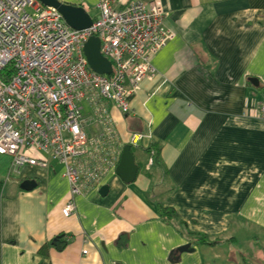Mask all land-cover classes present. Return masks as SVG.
<instances>
[{"label": "crops", "instance_id": "obj_1", "mask_svg": "<svg viewBox=\"0 0 264 264\" xmlns=\"http://www.w3.org/2000/svg\"><path fill=\"white\" fill-rule=\"evenodd\" d=\"M60 1L98 9L96 0ZM159 1L176 36L151 58L156 75L139 84L129 112L89 94L80 102L89 141L78 162L96 160L101 175L76 211L62 214L69 187L49 155L38 157L45 167L0 183V264H247L243 244L264 264V0ZM135 135L145 137L131 145ZM126 145L139 167L130 184L116 173ZM5 166L0 156V173ZM24 181L37 186L23 191ZM160 204L184 230L160 217ZM188 232L226 242L179 252Z\"/></svg>", "mask_w": 264, "mask_h": 264}, {"label": "built area", "instance_id": "obj_2", "mask_svg": "<svg viewBox=\"0 0 264 264\" xmlns=\"http://www.w3.org/2000/svg\"><path fill=\"white\" fill-rule=\"evenodd\" d=\"M96 1L99 17L77 31L38 0H0V156L10 159L0 183L24 166L45 167L39 155L61 161L70 192L65 217L76 211L84 187L101 175L96 160L86 166L78 162L87 155L89 141L80 102L89 94L128 113L139 84L156 75L151 58L176 36L172 12L159 0L125 7L116 0ZM91 37L100 40L112 75L89 69L84 45ZM257 114L264 118V101ZM144 137L135 135L130 144Z\"/></svg>", "mask_w": 264, "mask_h": 264}, {"label": "water", "instance_id": "obj_3", "mask_svg": "<svg viewBox=\"0 0 264 264\" xmlns=\"http://www.w3.org/2000/svg\"><path fill=\"white\" fill-rule=\"evenodd\" d=\"M43 6L55 8L62 16L65 23L73 30L81 31L88 29L92 23L93 18L84 7L81 5H73L63 3L60 0H38ZM84 55L88 63V67L93 72L99 75L110 76L113 73L112 63L102 56L100 52V40L96 37H91L84 45ZM252 84L257 85V79H251ZM138 165L135 163L132 147L126 145L122 151L120 162L116 168L117 175L126 184L135 181L138 174ZM34 181H24L20 185L23 191H31L36 187ZM1 190V187H0ZM108 192V187L101 189L100 193L105 196ZM190 246L186 245L179 248V252H190Z\"/></svg>", "mask_w": 264, "mask_h": 264}, {"label": "trees", "instance_id": "obj_4", "mask_svg": "<svg viewBox=\"0 0 264 264\" xmlns=\"http://www.w3.org/2000/svg\"><path fill=\"white\" fill-rule=\"evenodd\" d=\"M153 145L148 149V151H153ZM154 157V156H153ZM155 162V159H154ZM5 169L9 168V164H10V159L5 157ZM1 192V191H0ZM1 194V193H0ZM159 215L160 217H162V219L168 223V224H174L176 227L179 228H183V230L186 227V223L184 221H182L179 216L178 213L175 209L173 208H164L161 204L159 205ZM190 236V240L191 243L188 244L190 246L189 250H192L193 246H202V245H208V246H217L220 244H223L224 242H226L225 239H220V238H209L204 234H195V233H187ZM57 242L59 243L61 241V246L63 247L66 244V239H64L63 235H60L58 237H56L55 239ZM54 246V245H53Z\"/></svg>", "mask_w": 264, "mask_h": 264}, {"label": "rangeland", "instance_id": "obj_5", "mask_svg": "<svg viewBox=\"0 0 264 264\" xmlns=\"http://www.w3.org/2000/svg\"><path fill=\"white\" fill-rule=\"evenodd\" d=\"M97 13H99L100 14V12H99V10L98 9H95V8H91L90 10H89V14L94 18V17H99V14H97ZM96 15H98V16H96ZM244 245V248H246L247 249V252H248V254H247V258H246V262H247V264H253V262H252V259H253V255H250L251 253H249V245H246V244H243Z\"/></svg>", "mask_w": 264, "mask_h": 264}]
</instances>
